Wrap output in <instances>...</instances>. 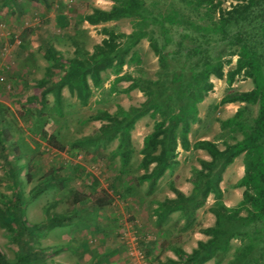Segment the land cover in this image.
<instances>
[{
  "label": "rangeland",
  "instance_id": "374dc122",
  "mask_svg": "<svg viewBox=\"0 0 264 264\" xmlns=\"http://www.w3.org/2000/svg\"><path fill=\"white\" fill-rule=\"evenodd\" d=\"M155 1L161 11L166 10L170 2ZM112 4V0H0V105L3 107L0 118L7 136L8 158L20 167L16 181L17 189L26 200V221L29 225H40L53 213L73 217L55 228L39 230L30 239L32 248L45 251L39 264H165L169 260L178 261L169 247L192 251L198 237L202 241L207 239L201 230L214 223L208 210L214 201L212 195L187 219L180 212H174L162 224L154 222L152 210L167 198L171 186L189 195L193 188L189 181L192 168H200L201 161H207L206 158L210 161L202 150L180 152L177 148L178 163L167 173L154 183L140 180L144 173L140 165L143 139L161 120L160 112L152 116V110H148L136 117L130 132L132 153L125 167L116 153L118 134H101L99 128L106 121L92 118L102 112L113 115L119 110L141 107L146 100L140 90L142 85L124 90L132 80L142 78L169 83L172 74L182 69L186 78L187 64L182 58L170 59L168 68L162 70L144 38L124 56L126 64L121 75H129L132 80L113 84L115 76L107 70L102 73L101 87L93 89L85 105L66 88L61 91L58 105L52 93L44 96L43 106L40 103L41 88L37 81L44 78L46 72L50 73L48 81L51 82L62 76L58 65L44 56L46 42L65 62L78 56L77 48L92 52L93 45L105 37L104 27L125 34L133 31L131 19L98 25L83 21L93 8L109 9ZM223 7H229V2L223 3ZM173 35L175 39L179 37L176 32ZM173 48L175 44L169 46ZM231 51L226 46L214 51L224 59H231L224 73L235 64L236 57L229 55ZM133 52L136 58L130 62ZM210 80L213 89L197 104L199 122L191 124L188 138L190 144L206 139L222 149L225 142L233 143L241 139L242 134L238 130L230 133L228 128L223 129L221 121L233 117L244 103L221 104L220 100L234 91H249L253 84L243 75L235 77L230 87L225 78L211 77ZM114 86L116 89L112 91ZM32 97L36 98L31 100ZM256 113L257 106L251 105L244 114L247 122L251 123ZM50 135L55 138L50 139ZM242 157L240 155L227 167L220 183L223 200L229 207L237 206L242 197L243 189L235 187L242 173ZM77 167L81 168L80 172ZM4 168L0 160L2 208L15 191ZM54 172L56 177L52 184L35 199H30L31 188ZM75 196L79 199L77 203L73 201ZM98 199L107 204L99 207ZM12 237L13 232L0 223V252L8 259H13L15 254ZM238 245L239 240L233 239L230 253ZM230 253L219 264H226ZM216 259L205 264H218Z\"/></svg>",
  "mask_w": 264,
  "mask_h": 264
},
{
  "label": "trees",
  "instance_id": "16d2710c",
  "mask_svg": "<svg viewBox=\"0 0 264 264\" xmlns=\"http://www.w3.org/2000/svg\"><path fill=\"white\" fill-rule=\"evenodd\" d=\"M225 2H229V7H223ZM112 3L107 10L93 8L83 21L98 25L131 19L134 22L133 31L125 34L104 27L102 34L105 37L93 45L92 52L77 48L78 56L65 62L46 42L44 56L58 65L62 76L51 82L48 81L51 75L46 72L45 77L37 81L41 88V105L48 93H52L54 103L58 105L64 88L85 105L93 89L101 87L102 73L107 70L115 76L113 84L132 80L129 75H121L126 64L124 56L141 39L148 40L162 70L168 68L170 59L177 61L182 58L187 64L186 78L181 67L180 72L172 74L169 83L142 78L132 80L124 90L142 85L140 90L146 100L141 107L119 110L113 115L102 112L92 118L106 121L99 128L101 134H118L116 153L125 167L132 153L130 132L136 117L148 110H152V116L160 112L161 120L143 139L140 165L144 173L140 180L154 183L166 170L176 165L178 147L183 151L202 150L210 157V161H201L200 168H192L189 181L193 188L189 195L171 186L175 197L165 198L155 209L156 223L162 224L174 212H180L186 219L191 217L205 204L209 195L214 200L208 209L214 223L201 230L207 239L199 240L190 253L174 247L178 261L169 260L165 264H205L215 257L219 264L230 253L233 239L239 240V245L232 249L226 264H264V0H170L164 11L157 8L155 0H112ZM175 32L179 35L177 39L173 35ZM171 44H175V48L169 49ZM222 46L232 50L229 55L236 57L234 67L226 73L224 67L231 63V59L214 53ZM135 58L136 53L133 52L130 62H134ZM239 75L250 79L253 87L249 91L231 92L220 100L221 104L244 103L233 117L221 121L220 125L223 129L228 128L230 133L238 130L242 134L241 139L233 143L225 142L222 149L206 139L190 144V126L199 122L197 104L213 89L210 78H225L230 87ZM114 89L115 86L111 90ZM251 105L257 106V113L249 123L244 114ZM2 109L0 105V114ZM1 122L0 118V160L15 191L5 202V207H0V223L13 232L12 240L16 247L13 259L0 252V264H39L46 255L45 251L32 248L30 239L39 230L55 228L73 217L53 213L40 225L27 223L24 215L26 200L17 189L16 175L20 167L13 165L8 158L5 147L7 136ZM49 138L55 137L50 135ZM240 155H243V175L235 187L243 189L242 197L237 206L229 207L223 202L220 183L227 167ZM77 171L80 172L81 168L77 167ZM55 177L56 172L45 175L31 188L30 199L40 195ZM78 200L76 196L73 199L75 203ZM106 202L103 199L96 201L99 207L105 206ZM242 211L245 214L242 215Z\"/></svg>",
  "mask_w": 264,
  "mask_h": 264
},
{
  "label": "crops",
  "instance_id": "0c3cea01",
  "mask_svg": "<svg viewBox=\"0 0 264 264\" xmlns=\"http://www.w3.org/2000/svg\"><path fill=\"white\" fill-rule=\"evenodd\" d=\"M102 9H105V8H102ZM105 10H107V9H105ZM178 151H180V152H183V150L180 148V147H178ZM208 156V155H207ZM205 160H209V159H205ZM169 170H167L165 173H167ZM241 177H242V175H243V168L241 169ZM240 177V178H241ZM221 189H222V187H220ZM178 189V188H177ZM179 190H180V188H179ZM183 192V191H182ZM184 193V192H183ZM185 194V193H184ZM175 197V195L173 194V192L171 191L168 195H167V198H170V199H172V198H174ZM225 200H223V202H224ZM225 203V205L226 206H229L228 204H227V202L225 201L224 202ZM157 205L158 204H156L155 206H154V209L152 210V215H153V218H154V222H156V213H155V209L157 208ZM212 215V214H211ZM213 216V215H212ZM197 240H203V239H201V237H198L197 238ZM196 246V245H195ZM194 246V247H195ZM171 250H174V247H172L171 248V246L169 247ZM177 249H179V247H176ZM182 250H184L185 252H187V253H190L191 251H187V250H185V249H182ZM174 252H175V250H174Z\"/></svg>",
  "mask_w": 264,
  "mask_h": 264
}]
</instances>
